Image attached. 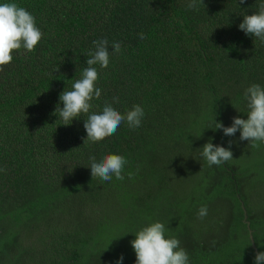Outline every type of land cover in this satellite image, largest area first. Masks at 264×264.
<instances>
[{
    "label": "trees",
    "instance_id": "obj_1",
    "mask_svg": "<svg viewBox=\"0 0 264 264\" xmlns=\"http://www.w3.org/2000/svg\"><path fill=\"white\" fill-rule=\"evenodd\" d=\"M6 2L29 11L43 35L0 71V264H34L39 251L27 243L42 246L38 264H116L121 255L135 264L134 233L157 221L190 264H254L242 204L264 252V154L255 150L263 145L245 154L231 144L233 159L220 166L199 155L200 167L195 155L209 141L228 148L234 136L209 127L247 119L245 89L264 87V43L239 29L264 0H203L196 10L189 0ZM100 39L110 62L94 66L101 96L90 113L107 101L121 114L140 105L145 115L138 128L125 122L84 143L87 115L63 125L56 108ZM107 154L128 161L123 181L92 178L89 157ZM202 205L208 214L199 219Z\"/></svg>",
    "mask_w": 264,
    "mask_h": 264
},
{
    "label": "clouds",
    "instance_id": "obj_2",
    "mask_svg": "<svg viewBox=\"0 0 264 264\" xmlns=\"http://www.w3.org/2000/svg\"><path fill=\"white\" fill-rule=\"evenodd\" d=\"M244 2L245 0H239L240 4ZM201 3L203 4V0H189L186 7L196 10ZM239 29L264 43V3L259 5L258 13L244 16ZM42 35L36 26L35 17L24 7L14 2L0 3V71L3 66L11 63L13 51L20 52L22 49L20 54L34 51ZM139 35L141 40L146 38L144 33ZM93 45L95 50L88 53L90 58L86 60L88 67L84 68L82 77L73 83L72 90H64L60 94L59 100L63 107L56 108L59 118L64 121L63 125H69V121L72 122L81 114L87 115L84 120L87 133L84 143L102 141L114 135L125 122L129 129L138 128L145 115L140 105H134L131 110L121 114L107 101L102 109L97 106V111L90 113L93 107L90 102L93 98L99 99L101 96V89L95 86L98 71L94 66L107 68L110 62L109 41L100 39L93 41ZM111 46L115 53L120 52L119 42H112ZM243 99L247 102V119L233 117L230 127L214 121V127L209 128L222 129L225 136H234L239 131L241 141L247 140L252 147H259L264 144V87L255 83L250 85L245 89ZM231 144L232 141H229V147L225 148L209 141L203 145L201 156L210 167L220 166L233 159ZM89 160L92 178L96 177L105 182L111 181L113 176L120 181L125 179L122 173L128 161L122 155L107 154L99 162L95 156H90ZM133 175L129 172L128 178L131 179ZM207 214V205L200 206L198 218L203 219ZM166 231L165 225L157 221L148 223L134 233L135 239L130 243L136 254L135 264H190L189 255L181 247L180 240L175 237L166 238ZM123 259L121 255L116 264H122ZM254 264H264V252L255 254Z\"/></svg>",
    "mask_w": 264,
    "mask_h": 264
},
{
    "label": "rangeland",
    "instance_id": "obj_3",
    "mask_svg": "<svg viewBox=\"0 0 264 264\" xmlns=\"http://www.w3.org/2000/svg\"><path fill=\"white\" fill-rule=\"evenodd\" d=\"M240 132L239 131H237V133L234 135V137H233V141H232V144H233V146L235 147V146H239L240 147V144H238L239 142H241L242 143V148H241V150L246 154V151L247 152H249L248 151V149H250V150H253V147L251 146V143H249L247 140H245V141H241V140H237L236 139V136H238V134H239ZM263 145V148H261L260 147V149H255V150H257V152H258V154H260V155H262V154H264V144H262ZM254 151V150H253ZM199 155H201L200 153H199V151L196 153V155L195 156H199ZM198 162H199V164H200V167H201V165L204 163V161H203V158L201 157V156H199L198 157ZM262 202L264 203V195L262 196ZM114 227H115V224L116 225H118V224H120L121 222H122V219H121V217H122V213H121V211L118 209L117 210V208H116V212L114 213ZM28 235H30V236H32L33 234H28ZM33 236H35V235H33ZM27 243V242H26ZM28 244V246L31 248V249H34V250H37V251H39L37 254H36V261L34 262V264H38V263H40V260H41V258L43 257V252H42V250H40V248L42 247L41 245L39 246V245H34V246H32L30 243H27ZM27 253L29 254V255H32V252L29 250V249H27ZM26 264H30L29 262H27Z\"/></svg>",
    "mask_w": 264,
    "mask_h": 264
},
{
    "label": "water",
    "instance_id": "obj_4",
    "mask_svg": "<svg viewBox=\"0 0 264 264\" xmlns=\"http://www.w3.org/2000/svg\"><path fill=\"white\" fill-rule=\"evenodd\" d=\"M242 206H243L244 214H245L244 221L247 222V224H248V230H249V237H250V240H251V245H252V248L254 249L255 254H256L257 252H259V249H258V247H257V245L255 243L254 236H253V230L250 227V222L247 220L248 219L247 210H246L244 204H242Z\"/></svg>",
    "mask_w": 264,
    "mask_h": 264
}]
</instances>
